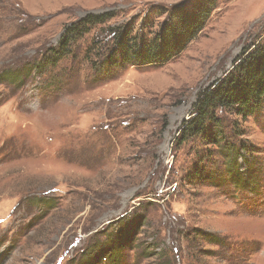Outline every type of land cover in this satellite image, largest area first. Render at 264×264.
<instances>
[{
    "label": "rangeland",
    "instance_id": "374dc122",
    "mask_svg": "<svg viewBox=\"0 0 264 264\" xmlns=\"http://www.w3.org/2000/svg\"><path fill=\"white\" fill-rule=\"evenodd\" d=\"M197 3L0 0V264H77L106 235L119 264H264V100L252 116L223 113L225 133L243 146L238 168L251 189L234 191L215 152L199 164L217 170L221 187L190 178L210 146L175 145L198 95L243 47L264 41V0H215L200 32L162 64L98 80L102 52L87 48L104 29L162 26L174 6ZM102 14L109 17L48 74L20 87L2 78L56 46L69 25ZM47 201L55 208L43 209ZM123 216L139 224L135 248L120 254L112 234ZM94 257L87 260L110 264Z\"/></svg>",
    "mask_w": 264,
    "mask_h": 264
},
{
    "label": "trees",
    "instance_id": "16d2710c",
    "mask_svg": "<svg viewBox=\"0 0 264 264\" xmlns=\"http://www.w3.org/2000/svg\"><path fill=\"white\" fill-rule=\"evenodd\" d=\"M197 2L192 5L193 9L186 7L185 4L174 6L169 18L172 23L169 20L162 26L154 27L153 25L154 28H151L129 21L123 27L102 30L104 34L99 36L101 38L93 39L90 46H87L88 50L97 49V52L100 50L102 52L98 54L100 57L98 62H94L93 65L95 71L98 72V80L105 78L108 73L128 66L157 65L173 59L203 28L215 0H197ZM108 17V14L88 15L81 21L69 25L65 28L56 46L42 53L40 58L33 62H26L15 69L2 71V74L6 75L2 78L20 87L27 80L30 81L34 75L48 74L63 58L68 56L71 46L76 41ZM143 33L148 34V37ZM91 61H96V58ZM47 87L51 86H44L43 89ZM263 98L264 41L243 47L232 68L224 77L215 81L198 95L192 110V117L182 122L175 140L176 147L196 139L200 144L210 146L206 149V155L196 156V163L191 170L190 178L201 182H212L210 185L221 187L224 178L218 177L217 170L209 172V169H203L199 164L204 161V157L211 156L215 152L224 162L227 181L233 186L234 191L251 189L252 183H248L249 176L245 179L238 168L243 146L233 144L228 134L225 133L223 113L235 112L236 115L243 117L252 116L262 108ZM196 153H198L197 150ZM38 205H40L39 202ZM41 206L45 210H51L55 208V203L47 201ZM123 218L124 216L117 221ZM126 219L123 220L126 221L125 223L119 221L121 226L119 225L112 234L113 241L119 245L120 254L126 248L125 245L135 248L131 244L132 242L134 244L139 222L135 219ZM125 227L128 230L124 233ZM194 233L196 238L206 240V243L216 244L218 242L216 236L212 234L197 230ZM122 235L125 237L122 238ZM109 241V236L106 235L102 241L91 244L90 251L86 250L83 254L84 259L82 258L81 261L78 259L77 264H91V259H87L93 256L95 259L97 256L99 260L106 258L110 264H119L122 255L119 256L117 252L108 250L106 245Z\"/></svg>",
    "mask_w": 264,
    "mask_h": 264
}]
</instances>
